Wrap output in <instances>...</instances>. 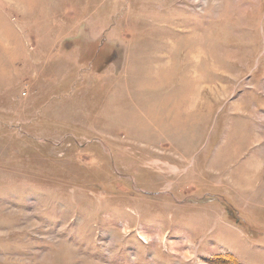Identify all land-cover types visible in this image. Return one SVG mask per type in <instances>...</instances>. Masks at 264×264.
Masks as SVG:
<instances>
[{
    "label": "rangeland",
    "instance_id": "1",
    "mask_svg": "<svg viewBox=\"0 0 264 264\" xmlns=\"http://www.w3.org/2000/svg\"><path fill=\"white\" fill-rule=\"evenodd\" d=\"M2 51L0 264H264V0H0Z\"/></svg>",
    "mask_w": 264,
    "mask_h": 264
},
{
    "label": "bare ground",
    "instance_id": "2",
    "mask_svg": "<svg viewBox=\"0 0 264 264\" xmlns=\"http://www.w3.org/2000/svg\"><path fill=\"white\" fill-rule=\"evenodd\" d=\"M11 33V32H10ZM17 38V37H16ZM5 47V46H4ZM2 48V47H1ZM6 49H7V47H5ZM5 50V49H4ZM8 50V49H7ZM10 52V51H9ZM0 53H2V54H4L3 56H5V55H7L8 56V58L10 59V58H14L12 55H9V53L7 52V51H2V52H0ZM11 53H12V51H11ZM15 56V55H14ZM16 57V56H15ZM172 57V56H171ZM170 57V58H171ZM4 58V57H3ZM7 58V59H8ZM169 58V60L167 61L168 62V64L166 65V66H170V65H172L173 64V62H172V60ZM1 60V59H0ZM5 60V59H4ZM5 62V61H4ZM3 64V63H2ZM5 64V63H4ZM11 64V63H10ZM9 64V65H10ZM1 66V65H0ZM2 67V66H1ZM6 69V68H5ZM169 69L168 68H165V69H163L162 70V72H158V71H156L155 73H156V75L154 76L156 79H158V80H167V79H169L168 78V74H169ZM171 78V77H170ZM189 78V77H188ZM190 80L191 81H194V79L193 78H191L190 77ZM162 81V82H163ZM188 81V80H187ZM158 82V81H157ZM164 83V82H163ZM189 89V88H188ZM190 93H191V88L189 89V90H187V92H185V95L183 96V100H181V102H180V107L181 108H183V109H185L186 111H189V110H191V109H195V102L193 103V100H191L190 102H189V98L192 96H190L189 97V95H190ZM197 100V99H196ZM208 105H209V103H208ZM207 105V106H208ZM209 107V106H208ZM206 108V107H205ZM202 109H204V107L202 108ZM199 111H201V109L200 110H198V112ZM203 112L204 111H202V113L201 114H203ZM197 114V113H196ZM195 114V115H196ZM198 115V114H197ZM200 116V115H199ZM197 118H198V116H197ZM195 119H196V117H195ZM198 121V120H197ZM193 122H194V120H193ZM196 122V121H195ZM231 140H233V139H231ZM227 144V143H226ZM235 145V144H234Z\"/></svg>",
    "mask_w": 264,
    "mask_h": 264
},
{
    "label": "crops",
    "instance_id": "3",
    "mask_svg": "<svg viewBox=\"0 0 264 264\" xmlns=\"http://www.w3.org/2000/svg\"><path fill=\"white\" fill-rule=\"evenodd\" d=\"M221 176H222V175H221ZM221 180H222L221 183H222V186H223V187H224V186L227 187V185L229 186V183L224 184V183H223V182H224L223 179H221ZM230 183H236V181L234 180V181H231ZM223 184H224V185H223ZM230 187L232 188L233 186H230ZM231 188H230V189H231ZM233 188H234V187H233ZM230 189H229V190H230ZM231 191H232V189H231Z\"/></svg>",
    "mask_w": 264,
    "mask_h": 264
}]
</instances>
